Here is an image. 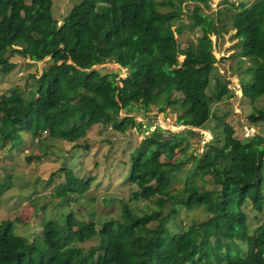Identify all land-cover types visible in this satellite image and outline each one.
Instances as JSON below:
<instances>
[{"label": "trees", "instance_id": "obj_1", "mask_svg": "<svg viewBox=\"0 0 264 264\" xmlns=\"http://www.w3.org/2000/svg\"><path fill=\"white\" fill-rule=\"evenodd\" d=\"M200 1L208 6L207 0ZM181 2L80 0L57 24L52 0H0V74L13 69V56L50 61L31 90L0 93V143L15 146L21 133L38 144L42 133L68 139L95 124L122 133L135 124L132 115L120 116V110L128 114L133 105L143 110L157 105L163 112L173 92L181 95L175 121L185 126L184 133L166 135L156 127L129 153L124 179L139 190L129 199L154 197L157 209L137 214L116 197L121 200L117 216L97 217L90 209L87 219L78 221L76 210H69L60 224L42 220L30 239L14 232L13 220L2 219L0 264H264V136L242 141L230 124L222 123L218 137L199 155H190L194 164L189 177L207 174L214 188L169 191V175L179 167L172 159L175 150L185 151V135L203 128L210 103L228 93L224 79L212 73L214 63L224 59L215 58L210 39L224 31L220 12L207 15L194 4L189 28L198 34L181 48L175 38L181 26L172 28L181 16ZM223 3L233 9L226 16L238 48L237 63L248 60L243 72L249 77L240 79V95L252 105L264 95V1L240 9L233 2ZM97 6L104 11L98 12ZM161 6L169 10L160 11ZM106 61L124 68L125 76L116 79L115 73L92 68ZM247 118L264 123V111L252 106ZM60 171L64 178L55 187L56 195L77 202L94 177H77L65 167ZM7 180L0 182V194ZM246 200L263 221L252 232L242 210ZM166 206L167 213H162ZM177 206L187 211L202 207L207 218L172 232L165 221ZM90 239L96 244L80 245Z\"/></svg>", "mask_w": 264, "mask_h": 264}, {"label": "rangeland", "instance_id": "obj_2", "mask_svg": "<svg viewBox=\"0 0 264 264\" xmlns=\"http://www.w3.org/2000/svg\"><path fill=\"white\" fill-rule=\"evenodd\" d=\"M27 1V0H26ZM80 0H52L51 13L57 24L61 17L65 16L71 6ZM160 2L161 0H156ZM233 2L237 9L247 7L256 0H227ZM264 1V0H263ZM207 7L200 0H182L180 3L181 16L172 23V28L180 25V33H175V38L183 48L197 36L196 29H190V10L196 4L202 13L211 15L220 12L223 18L224 31L217 38L210 36L213 43L215 58L224 57L223 60L214 63L213 76H221L228 89V93L218 101L210 103V117L203 128H192L193 133L185 135L188 146L184 152L175 150L172 157L179 163L176 171H171L169 178V191L177 192L184 186L187 191L197 187L206 189L214 188L209 175L190 176L193 160L190 155H199L204 145L210 142L214 135L220 134L222 123L230 124L234 130V136L242 141L259 134L264 136V123L257 121L252 123L247 115L254 106L264 111V95L259 96L251 105L248 100L240 95V79L249 77L243 72L248 60L237 63L238 48L232 30L229 26L227 12L233 9L223 3V0H207ZM225 8H228L225 10ZM160 11L169 10L167 6L158 7ZM98 12H103V6H97ZM182 55L178 56L181 60ZM15 62L13 69L7 74H0V93L7 94L11 88L31 90L34 79L48 68V57L40 61H29L19 56L11 58ZM101 74L115 73L116 79L126 74L124 68L116 63L106 61L92 66ZM213 80L211 81V88ZM172 103L165 107L163 112L158 111L157 105H150L148 110L133 105L132 110L125 114L123 110L119 115H132L134 126L119 133L108 126L95 124L86 131L77 133L68 139H50L42 133L40 144L35 138L32 140L28 134L21 133L20 141L15 146L9 147L7 142L0 143V182L8 179L0 194V220L9 218L14 222V232L27 239L32 238L40 230L42 220L55 219L56 223H62L63 213L73 210L76 220L87 219L90 209H95L97 217L117 216L121 207L122 199L126 205L137 214L157 209L153 203L154 197L149 200L129 199L131 192L139 191L134 184H129L124 176L127 171L129 153L138 145L139 141L150 134L156 127L162 130V134L168 132H183L185 126L178 125L176 115L181 112L179 102L180 93H172ZM140 124L137 126L136 124ZM213 142L219 143L217 138ZM213 140V139H212ZM44 145L46 148L41 147ZM61 167L68 168L77 177L93 176L89 188L79 197L77 202H67L58 198L55 187L62 183L63 174ZM262 190L264 194V165L262 171ZM191 180V182L189 181ZM96 197L94 202L89 198ZM117 197V198H116ZM104 198L105 202H100ZM246 215V224L252 232V228L263 225L246 200L242 206ZM168 208L162 213H167ZM207 218V213L202 207L187 211L177 206L176 212L165 221V226L172 232L180 231L189 223H197ZM263 222V223H262ZM96 240L90 239L80 245L83 248L95 245Z\"/></svg>", "mask_w": 264, "mask_h": 264}, {"label": "clouds", "instance_id": "obj_3", "mask_svg": "<svg viewBox=\"0 0 264 264\" xmlns=\"http://www.w3.org/2000/svg\"><path fill=\"white\" fill-rule=\"evenodd\" d=\"M36 140V139H35Z\"/></svg>", "mask_w": 264, "mask_h": 264}]
</instances>
